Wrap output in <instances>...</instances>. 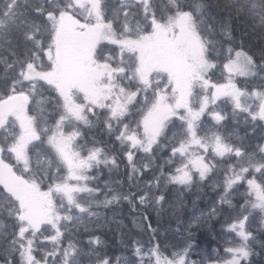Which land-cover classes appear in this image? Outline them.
<instances>
[{"label":"snow or ice","instance_id":"6c2138e0","mask_svg":"<svg viewBox=\"0 0 264 264\" xmlns=\"http://www.w3.org/2000/svg\"><path fill=\"white\" fill-rule=\"evenodd\" d=\"M0 264H264V0H0Z\"/></svg>","mask_w":264,"mask_h":264},{"label":"trees","instance_id":"16d2710c","mask_svg":"<svg viewBox=\"0 0 264 264\" xmlns=\"http://www.w3.org/2000/svg\"><path fill=\"white\" fill-rule=\"evenodd\" d=\"M213 195L210 188L205 187L200 190L199 196L195 194H189L187 197V203L189 208H191L192 201H196L202 210L207 211L205 207L209 198ZM113 216V213H109ZM153 227L156 226L155 216L153 213ZM115 219L120 222V226L117 227L116 224L106 226L102 231L106 234L102 236V239L106 240V243L114 250H118L122 247L121 233H127L129 235L135 234L139 231L137 224L139 223V217L135 212L130 213L126 206L118 207L115 209ZM219 225L214 224L213 221H208L203 229L195 233V242L198 243L201 248L207 247L209 242L212 241V237L219 230ZM99 234V233H98ZM147 237H145L146 239ZM214 247L215 244H212ZM117 254H120L117 251Z\"/></svg>","mask_w":264,"mask_h":264}]
</instances>
